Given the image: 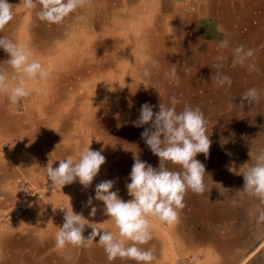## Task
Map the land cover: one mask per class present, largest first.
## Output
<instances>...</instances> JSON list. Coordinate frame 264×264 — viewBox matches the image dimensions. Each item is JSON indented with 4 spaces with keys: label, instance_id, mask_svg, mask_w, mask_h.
Returning a JSON list of instances; mask_svg holds the SVG:
<instances>
[{
    "label": "crops",
    "instance_id": "obj_1",
    "mask_svg": "<svg viewBox=\"0 0 264 264\" xmlns=\"http://www.w3.org/2000/svg\"><path fill=\"white\" fill-rule=\"evenodd\" d=\"M9 3L13 17L0 36L31 48L50 75L28 80L29 96L15 104L0 91V264H136L120 257L109 261L95 241L87 248L58 249L54 237L64 223L59 209L72 207L101 233L118 231L103 201L95 199V186L113 180L127 201L134 157L159 167L141 136L151 122H135L142 104L155 113L173 96L177 111L188 105L204 114L211 143L207 155L195 158L204 165L206 188L185 192L171 225L149 216L152 239L140 247L151 248L153 264H174L191 254L204 264H264V224L255 222L264 204L243 190L241 173L254 163L250 151L254 157L264 148V0H82L59 24L37 17L38 0L33 9L23 0ZM224 39L229 47L218 49ZM238 45L253 50L244 66L232 64L231 49ZM218 55L224 56L220 71L231 78L230 86L212 82ZM8 59L0 48V71L14 84L17 74ZM153 60L150 77H143ZM172 67L177 78L166 79ZM253 87L259 101L241 106V96ZM84 145L105 157L91 184L52 186L46 167L69 155L78 158ZM165 165L181 171L177 164ZM24 182L43 200L6 221L24 205ZM93 206L95 216L89 215ZM91 231L86 225L82 234L87 238Z\"/></svg>",
    "mask_w": 264,
    "mask_h": 264
},
{
    "label": "clouds",
    "instance_id": "obj_2",
    "mask_svg": "<svg viewBox=\"0 0 264 264\" xmlns=\"http://www.w3.org/2000/svg\"><path fill=\"white\" fill-rule=\"evenodd\" d=\"M37 0H23L26 9H33ZM40 11L37 17L49 24H59L64 18L74 13L81 6L82 0H38ZM13 17V10L9 0H0V28L8 24ZM83 19V17H80ZM229 47L227 39L217 44L218 49ZM0 48L9 54L6 63L17 75L16 82L9 83L8 75L0 71V91L6 92L10 103L15 104L22 98L29 96L30 91L26 86L28 80H46L50 73L39 59H34L31 48L0 36ZM232 64L244 66L246 61L253 56L251 48L245 49L238 45L231 49ZM216 74L212 76V82L217 87L231 85V78L220 71L223 55L216 57ZM157 62L153 60L151 67L145 66L142 75L149 78L151 68ZM251 69L252 65H248ZM177 70L170 68L164 73L166 79H176ZM241 106L246 101L248 104L258 102L260 92L255 88L247 89L241 96ZM170 105H159V111L153 112V106L145 102L141 105L140 115L135 122L137 126L151 122V127L146 128L141 136L150 147L153 154L160 159L158 168L147 164L134 157V163L129 173L130 182L126 184L128 195L131 199H121L116 191H112L113 180H105L96 184L95 199L103 201L104 213L115 223L118 231L97 227L82 214L75 213L71 208L64 210V223L55 233V246L58 249L66 245L89 247L93 241L104 248L107 259L114 260L117 257L136 261V264H153L156 259L151 248H142L140 245L148 243L152 239L150 222L148 217L158 218L169 225L178 220V210L184 207L183 199L186 191L201 194L205 191L204 165L195 157L198 153L207 155L210 147V139L206 130L204 114L199 108L185 105L182 111H177L175 105L179 103L176 97H170ZM254 160L246 171L241 172L244 177L243 190L257 198L264 204V148H260ZM56 167H46V174L52 186H60L78 182L87 188L96 175L101 165L105 163V157L98 150H93L88 145L81 147L78 158L69 155L58 159ZM165 161L177 164L181 171H172L165 165ZM92 197L87 203L92 204ZM96 207L93 206L89 215L95 216ZM257 224H264V209H258L255 217ZM92 231L87 238L83 236L85 226ZM99 235V239L95 237ZM130 242V243H129Z\"/></svg>",
    "mask_w": 264,
    "mask_h": 264
},
{
    "label": "built area",
    "instance_id": "obj_3",
    "mask_svg": "<svg viewBox=\"0 0 264 264\" xmlns=\"http://www.w3.org/2000/svg\"><path fill=\"white\" fill-rule=\"evenodd\" d=\"M100 183V182H99ZM20 189L23 191L24 195V205L19 207L17 210L13 212L12 220H15L22 216L21 214H25L30 211L31 208L36 206L37 204L42 202V196L40 192L32 185L30 182L21 183ZM112 191H118L116 188H112ZM62 209L60 208L59 211ZM174 264H204L203 260L198 255H188L182 258H178Z\"/></svg>",
    "mask_w": 264,
    "mask_h": 264
},
{
    "label": "rangeland",
    "instance_id": "obj_4",
    "mask_svg": "<svg viewBox=\"0 0 264 264\" xmlns=\"http://www.w3.org/2000/svg\"><path fill=\"white\" fill-rule=\"evenodd\" d=\"M100 182H101V181H100ZM12 214H13V212H12ZM9 217H11V215H10V216H9V215L7 216L6 221H8V220H9V221H12V219H10ZM3 223H4V222H3Z\"/></svg>",
    "mask_w": 264,
    "mask_h": 264
},
{
    "label": "bare ground",
    "instance_id": "obj_5",
    "mask_svg": "<svg viewBox=\"0 0 264 264\" xmlns=\"http://www.w3.org/2000/svg\"><path fill=\"white\" fill-rule=\"evenodd\" d=\"M245 4H246V3H245ZM242 21H243V20H242ZM249 31H250V30H249ZM74 41H75V40H74ZM97 44H98V43H97ZM151 44H152V43H151ZM97 48H98V47H97ZM157 51H158V50H157ZM155 60H156V59H155ZM152 69H153V68H152ZM160 73H161V72H160ZM160 73H159V74H160ZM162 77H163V76H162ZM148 80H149V79H148ZM258 80H259V79H258ZM206 84H207V83H206ZM157 88H158V87H157ZM100 89H101V88H100ZM100 89H99V90H100ZM100 93H101V92H100ZM151 93H152V92H151Z\"/></svg>",
    "mask_w": 264,
    "mask_h": 264
}]
</instances>
